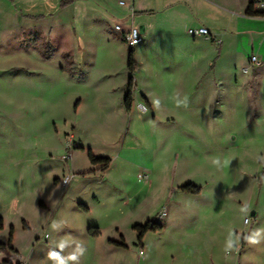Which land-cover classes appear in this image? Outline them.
Instances as JSON below:
<instances>
[{"label": "rangeland", "instance_id": "rangeland-1", "mask_svg": "<svg viewBox=\"0 0 264 264\" xmlns=\"http://www.w3.org/2000/svg\"><path fill=\"white\" fill-rule=\"evenodd\" d=\"M95 1L100 10L72 25L70 11L54 8L60 0H19L53 16L9 15L0 26V264H264V22L245 15L247 0L203 6L226 51L178 26L168 46L179 49L137 58L155 120L138 101L129 117L131 49L115 27L149 19L155 29L165 15L141 11L162 0ZM64 52L84 77L61 72ZM80 145L111 159L109 172ZM148 223L162 231L139 242L135 228Z\"/></svg>", "mask_w": 264, "mask_h": 264}, {"label": "crops", "instance_id": "crops-1", "mask_svg": "<svg viewBox=\"0 0 264 264\" xmlns=\"http://www.w3.org/2000/svg\"><path fill=\"white\" fill-rule=\"evenodd\" d=\"M63 1L64 0H60V3H62ZM94 1L95 0H73V3L70 6H66L64 8H62L61 6H54V8L56 10L59 7L60 11L62 10L70 11V13H72L71 24L73 25V22H74L73 20H76V18H80L85 11L94 12L95 10L96 11L100 10V5L96 4L97 1L95 2ZM10 2H11V6H0V26L3 25L5 17L9 15L17 19L26 18L30 20H40V21L46 20L53 16L54 8H52L51 6H18L19 0H10ZM157 6H161V8L160 9L151 8L150 10L141 11V13H144L146 15H149V14L154 15L156 19L158 18L159 15H165L166 18H164L163 20H158L157 27H155V29H154V26L151 25V22L149 19L146 20L147 22L142 23L139 26L142 32L143 41L137 48L133 50L134 58H135V74H134L135 88L132 94V99H133L132 111L130 113H127L125 109V103L123 104L124 111L126 115L129 117L133 115L134 110L136 108L135 107L136 101H138V109L144 114H148L151 112L153 114L152 117L155 120L153 99L148 89H146L145 86L140 85L139 82L136 80L137 58L143 56L144 54L145 55L148 54L149 56L151 55L153 56L154 54L156 56L158 54L157 56L164 57L167 54H170L173 51L179 49L177 46L175 47V49L170 48L168 46V43H170V41L174 42L176 40L175 31L178 26L185 24L188 26L189 29L206 28L210 33V37L205 38V39L203 38L202 41H204L205 43H208L210 47L213 44L219 43L220 46L215 47V50L219 56L222 54V52L226 51V49L224 48V44H223L224 42H222L221 39L218 40V37L221 36V32H222L221 28L219 27L220 25L219 22L213 18L204 16L200 12L203 6H226L223 1L221 0H212V1L211 0H162V2L159 3ZM243 6H246L245 15L249 19L264 22V16H261L255 12H253L255 14L254 16L247 15V11L251 7V0H247ZM30 10H33L34 12L32 11L33 13H30L29 12ZM107 10L108 11L105 10V13H103L104 16H111L112 11L110 9H107ZM134 14H135L134 18H136L137 12L135 8H134ZM122 27L125 28L124 25H122ZM74 33L76 34L75 31ZM117 33L120 35V38L123 41L121 34L119 32ZM198 38H193V39L194 41H196ZM262 39L264 40V37ZM47 43L50 44V42H47ZM64 56L69 57V60L73 64V66L68 67L65 61L63 60L64 65L61 66V72L68 74L70 76H80L81 78L84 77V73L80 67V64L77 63L75 57L67 54L66 52L62 54V59ZM255 56L257 55L255 54ZM153 59H155L154 56H153ZM155 60L156 62L159 61L158 58H156ZM249 65H250V62H249ZM244 69L245 68H243V70ZM166 90L171 91L172 89L170 87H167ZM127 93H128V84H127V91L125 93L123 102H125V97ZM80 104H81L80 100H78L75 103L74 105L75 111L78 110ZM142 108H145V110H143ZM81 147L83 148V151L81 152L86 153V154L88 150H91V149H86L83 146ZM94 168H97V167H94ZM70 169H71V164H70ZM89 229L87 230V235L90 238L98 239L101 237V235L97 238L91 237L89 235ZM97 229L100 231L99 228ZM109 244L112 246H115L114 242H109ZM117 248H120V247H117Z\"/></svg>", "mask_w": 264, "mask_h": 264}, {"label": "trees", "instance_id": "trees-1", "mask_svg": "<svg viewBox=\"0 0 264 264\" xmlns=\"http://www.w3.org/2000/svg\"><path fill=\"white\" fill-rule=\"evenodd\" d=\"M73 3V0H64L62 3H61V7L64 8L66 6H69ZM247 15L248 16H254L255 14L253 13L252 11V8L250 7L247 11ZM41 42V46L44 47V48H47L48 49V53L45 54V53H41L40 55L47 61H50L53 56H54V49L53 47L47 43V42H43V41H40ZM63 60L65 61L66 65L68 67H72L73 64L70 62L69 60V57L68 56H64L63 57ZM128 69H129V74H130V80H129V83H128V93L125 97V109L127 111V113H130L132 111V106H133V99H132V94H133V91H134V88H135V84H134V74H135V58H134V52L133 50L130 51V54H129V61H128ZM76 150H80V151H83V148L81 146H78L76 148ZM67 154L70 153V151L67 149L66 150ZM87 157H88V160H89V163L94 166V167H97L100 169L101 172H106L110 169L111 167V164H112V161L111 159H108V158H98L96 157L93 152L91 150H88L87 151ZM186 191H189L190 193L192 194H196L197 191L193 190L191 187H186L185 188ZM85 211L88 212V209L85 208ZM5 228V225H4V220L2 218H0V232H2ZM135 230L138 232V235H139V242H142V240L144 239L145 235L148 234L149 232H158V231H162V228L161 227H156V226H153L152 224H147L145 226H136ZM89 235L91 237H94V238H97L101 235L100 231L95 228V230H93L92 228L89 229ZM12 239H13V230L11 231L10 233V239H9V243H12ZM114 245L116 247H120V248H126V246L124 245H120V244H115ZM4 245L3 244H0V247H3Z\"/></svg>", "mask_w": 264, "mask_h": 264}, {"label": "built area", "instance_id": "built-area-1", "mask_svg": "<svg viewBox=\"0 0 264 264\" xmlns=\"http://www.w3.org/2000/svg\"><path fill=\"white\" fill-rule=\"evenodd\" d=\"M121 5L124 6V3H121ZM251 8L253 12L261 16H264V0H251ZM134 16H135L134 9H131L130 18L134 19ZM115 30L121 34L124 43L131 50H134L135 48H137L143 41L142 32L140 28L136 27L133 23L131 26H127L125 28L122 26H116ZM188 34L192 38H198V37L209 38L210 37V33L206 28L189 29ZM251 63L254 65H257V64L259 65L258 58L253 57L251 59ZM243 72L248 73V69L245 68ZM142 109L145 110V108H142ZM67 149L70 151V153L66 154L64 160H67L71 157V150L69 146L67 147ZM69 182H70V178H66L63 181V185L68 186Z\"/></svg>", "mask_w": 264, "mask_h": 264}, {"label": "water", "instance_id": "water-1", "mask_svg": "<svg viewBox=\"0 0 264 264\" xmlns=\"http://www.w3.org/2000/svg\"><path fill=\"white\" fill-rule=\"evenodd\" d=\"M255 214L253 213V216H254Z\"/></svg>", "mask_w": 264, "mask_h": 264}]
</instances>
